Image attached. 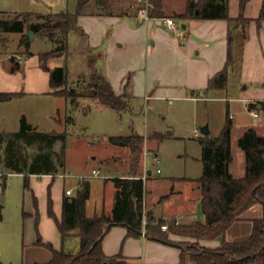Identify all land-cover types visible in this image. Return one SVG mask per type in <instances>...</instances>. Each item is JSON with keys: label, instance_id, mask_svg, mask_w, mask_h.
<instances>
[{"label": "crops", "instance_id": "0c3cea01", "mask_svg": "<svg viewBox=\"0 0 264 264\" xmlns=\"http://www.w3.org/2000/svg\"><path fill=\"white\" fill-rule=\"evenodd\" d=\"M161 1L165 13L162 18L172 17L168 11L177 10V12H181V9H185L186 5L185 0V5L178 9L167 7L165 0ZM112 3L113 8L118 12L113 0ZM263 4L264 0H250L242 10L240 0H229L230 16L234 19L240 16L249 19L246 24L236 25L232 23L231 25L226 19L181 21L173 17L181 26L180 29L175 30L167 28L165 22L160 19L154 18L148 22L140 20L137 16V1L133 0V8L128 6L124 12L119 11L123 12L120 15L118 13L98 15L91 12L81 15L79 24L84 34L81 33L79 39L86 40V47L98 54L100 62L102 59V68L99 70L107 76L117 94L124 92L129 78L127 90L130 89L131 94H134L132 91L134 86L131 85L130 77L131 72L134 71L135 73L144 72H140L139 74L142 73V75L139 77L143 78L144 75L146 78V81L136 83L135 87L145 83L147 90H149L159 84L161 88L159 93L155 95L158 97L200 100L207 98L202 97L204 92L220 89L226 91L224 97L214 98L226 99L227 101L228 111L222 128L229 114L233 121L231 147L234 157V146L238 145L239 138L248 128L253 127L258 133L264 135V20H260ZM15 13L18 14V12ZM229 31L232 32L233 38V62L228 66ZM19 35L16 48L12 51L5 49L8 39L6 36L0 35V92L17 93L12 99L0 102L1 150L6 149L12 140L15 142V146L24 144L22 140H18L13 135L20 129L21 116L27 114L24 110H17L18 103L26 100L38 106L44 100L62 97L56 94L51 87L50 71L41 67L40 51L33 49L37 35L35 39L29 40L28 48L20 43L22 34L19 33ZM128 59H134L135 64L126 68L119 66L120 63ZM14 64H18V67L13 71L12 66ZM48 66L54 68L59 65H51L49 60ZM96 66H98V62H96ZM229 73L236 75L232 81V87L234 86L236 90L235 95H230L228 92L230 86ZM221 74L223 76H220ZM222 77H225L222 87L209 88L211 80H219ZM181 88L184 91H181ZM188 92H192L193 95H189ZM151 97H154L152 93H146L148 100ZM238 102L243 105L246 115L241 111L232 112L233 106L236 107L235 103ZM251 108L259 111V117L253 118L250 115L249 110ZM238 116L239 119H236ZM242 116H248L252 120ZM205 126H209V123ZM236 127L240 128V132L234 137L233 131ZM210 135L212 136L211 129ZM158 136L161 138H156L154 135L148 136L146 144H152L154 139L162 140L167 135L160 133ZM153 148L159 152V145H153ZM146 153L144 160L148 155L147 151ZM243 155L240 159L239 173L233 171L234 158L230 165L231 173L236 178L243 177L246 172L244 152ZM95 169L100 170L93 168V170ZM128 170L120 174L109 173L107 175L110 176L109 178L127 177ZM12 173L24 174L14 171ZM159 173L140 174V177L145 181V212L152 214L155 218L174 219L180 225H189L195 222L204 223L205 216L201 211V192L198 183L201 175L195 177L191 175L171 176L163 180L158 176ZM0 174L4 175L5 173L0 171ZM38 175L41 174H31V176ZM43 175L55 176V174ZM179 180L184 182L185 189L175 185V182ZM165 182L169 184V191L162 195L154 194L152 196L149 183H152L151 187H153ZM77 187L78 184L61 191L54 210L58 220L62 218L63 199L68 195L66 190L71 189L72 194L69 196L74 195ZM112 210L110 207L109 211H106L105 205H101V207H95L91 212L87 201L88 216L102 213L111 214ZM29 213L27 216L33 215L31 212ZM262 213L263 206L261 204L253 206L247 212L246 219L234 222L227 229L225 240L228 242L247 240L253 229L252 219L260 217ZM34 214L36 222L37 212ZM144 224H146V218ZM38 229L43 242L51 243L55 249L63 247L68 252L76 253L79 251V237L74 233L63 241L56 220L49 213L48 218H45L43 223L39 221ZM181 240L187 239L176 234H170L168 241L176 243ZM36 241L37 229L29 233L23 241L20 264L45 263L52 258V252L46 246L38 245ZM201 243L208 247H217L221 244V240H204ZM102 247L107 256L122 254L137 264H179L181 260L179 245L149 238L143 234L139 236L130 235L128 234V227L123 224H116L111 227L103 238Z\"/></svg>", "mask_w": 264, "mask_h": 264}, {"label": "rangeland", "instance_id": "374dc122", "mask_svg": "<svg viewBox=\"0 0 264 264\" xmlns=\"http://www.w3.org/2000/svg\"><path fill=\"white\" fill-rule=\"evenodd\" d=\"M78 0H0V16L15 17L16 13L32 12L34 15L28 18L29 22H42L51 12L76 10ZM117 11H124L128 6L132 7L133 0H113ZM167 7L181 8L185 0H165ZM184 9H181L183 12ZM88 13L96 12L94 0ZM181 12L170 10L168 13L175 17ZM81 30L73 31L69 35V48L63 56H55L50 59L51 65L66 66L68 70L69 88H75L77 96L71 100L65 97L47 99L38 106L31 101L18 103L17 110H24L28 123L33 124L41 132H66V140L58 139L51 147L34 143L17 144L13 149H0V205L2 206V219L0 220V264H20L21 250L25 237L36 228L35 212H39L38 221L48 218L49 200L53 201V209L59 200L61 191L67 187H75L81 178L91 182V196L88 199L89 211L95 207L105 205L106 211L115 205L116 185L113 178L107 174H120L130 169V149L127 146L117 145L110 138L113 136L131 135L137 133L144 136L143 152L140 160L139 174L150 175L156 173L160 179L166 180L171 176L184 175L200 176L202 173L200 138L203 137L201 128L209 123L212 136H216L222 128L228 105L226 99L220 100L214 97H224L223 89L208 91L202 94L207 97L200 100L175 97L174 99L155 96L161 86L157 84L147 90L145 83L135 87L136 83L146 81L145 76L140 78L142 71L131 72V85L134 86L129 94L128 108L118 111L111 106L100 104L93 98V89L89 87L91 69L102 68V59L98 60V54L86 47V40L79 39ZM1 36L8 39L5 49L12 51L18 41L19 33L1 32ZM36 36V35H35ZM34 36V39H35ZM64 37L58 32L54 40L44 35H37L33 43V49L40 52H48L62 45ZM105 47V46H104ZM98 62V66H96ZM135 64V60L128 59L120 63V67L126 68ZM142 72L141 74H139ZM235 74H228L230 86L228 92L235 95L232 81ZM128 78V77H127ZM64 90H67V86ZM148 91V92H146ZM181 91L184 89L181 88ZM146 93L154 95L149 100ZM180 93V92H177ZM193 95L192 92H188ZM177 95V94H176ZM185 95V94H182ZM233 106L232 112L241 111L246 115L243 105L238 102ZM37 107V108H36ZM250 118L248 116H242ZM241 117V118H242ZM239 119V116L238 118ZM251 119V118H250ZM252 120V119H251ZM21 123V122H20ZM19 129V128H18ZM198 132V135H196ZM240 132L236 127L233 131L235 137ZM149 133V134H148ZM167 135L162 140H153L146 144L148 136ZM153 145H159V152ZM239 145L234 146L233 171L239 173L240 159L243 151ZM148 155L145 157V152ZM48 153L53 165L59 168V174L47 177L43 174L29 176L30 187L25 188V174L17 172L9 167V163L18 165V169L30 170L40 162L39 156ZM51 153H54L53 156ZM152 154L159 155V161L153 160ZM59 158L65 159V166H61ZM60 160V161H61ZM18 161V162H16ZM22 162V164H21ZM42 163V161H41ZM93 168H99L101 176H92ZM11 169V170H10ZM17 169V168H14ZM151 172V173H150ZM129 174V170H128ZM152 196L162 195L169 191L167 182L151 187ZM177 187L185 189L183 181H176ZM38 209V210H37ZM105 211V212H106ZM31 212L33 215L27 216ZM30 214V213H29Z\"/></svg>", "mask_w": 264, "mask_h": 264}, {"label": "trees", "instance_id": "16d2710c", "mask_svg": "<svg viewBox=\"0 0 264 264\" xmlns=\"http://www.w3.org/2000/svg\"><path fill=\"white\" fill-rule=\"evenodd\" d=\"M250 0H240L243 10ZM154 8L151 15L156 18L165 16L161 0H153ZM92 0H78L74 12L61 11L51 12L45 16L42 22H29L28 18L33 15L31 12H22L15 17L0 16V33L17 32L21 33L20 43L27 48L30 45L26 31L35 35H44L54 40L56 33L64 37L61 46L48 52H40L41 67L50 71V84L56 94L73 100L78 94L75 88H69L68 70L66 66H55L50 68L48 62L55 56H63L69 48V35L73 31H79V17L87 13ZM94 7L98 9L92 14L113 15L123 12H116L112 0H94ZM127 11V10H126ZM174 18L187 21L189 19H226L239 25L246 24L249 19L240 16L234 19L229 13V0H186L185 9ZM260 20H264V4L260 14ZM82 34L83 31H82ZM232 32L229 31V51L227 65L233 62ZM91 69L89 87L93 89L92 97L98 99L100 104L111 106L123 111L128 108L129 94L127 88L130 82L128 79L125 90L117 94L107 76L98 68ZM18 64L12 66L16 70ZM225 77L219 80H211L209 88L222 87ZM67 86V90H64ZM17 93L0 92V102L8 101ZM264 105V104H263ZM252 106V105H251ZM233 121L228 114L226 122L217 136L203 135L200 138L202 173L198 179L201 192V211L205 216V222H195L189 225H180L174 219L163 217L155 218L152 214L145 212V181L140 177V160L143 152L144 136L137 133L131 135L113 136L110 140L130 149V169L127 177H115L116 185L115 205L111 214L87 215V201L91 195V182L81 178L74 195H66L62 204V218L58 220L54 209L53 201L49 200L48 213L56 220L61 232L63 241L72 234H76L80 240V248L76 253L68 252L63 247L55 249L49 242H43L38 229L39 212L36 214V228L38 245L46 246L52 252V258L45 263L35 264H137L122 254L107 256L103 251L102 241L111 227L116 224H123L128 227V234L145 235L149 238L169 240L170 234H176L187 240L177 241L181 248V260L179 264H264V135L250 127L238 140V145L245 154L246 172L241 178H236L230 170L233 161L231 147ZM18 140L24 143L43 144L44 147H51L58 139L66 140V132H41L35 126L28 123L27 119H21L18 132L13 134ZM156 138H161L157 134ZM15 147L12 140L8 143L7 149ZM52 156L54 153H51ZM39 156V164L25 172L18 169V165L9 163V167L17 172L25 174V188L30 187L29 176L31 174H58L59 168L53 165L48 153ZM59 158L61 166H65V159ZM42 161V163H41ZM18 162V161H16ZM22 164V162H21ZM17 168V169H14ZM263 206V213L260 217L252 219L253 229L247 240L239 242H228L225 240L227 229L236 221L246 219L247 212L255 205ZM38 210V209H37ZM2 206L0 205V220L2 219ZM146 218V224L144 220ZM167 224L168 229L163 230L162 225ZM221 240L217 247H208L201 243L204 240Z\"/></svg>", "mask_w": 264, "mask_h": 264}, {"label": "built area", "instance_id": "2783aa9c", "mask_svg": "<svg viewBox=\"0 0 264 264\" xmlns=\"http://www.w3.org/2000/svg\"><path fill=\"white\" fill-rule=\"evenodd\" d=\"M136 1L138 4L137 16L140 18V20L148 22L151 19L156 18V17H153L151 15V10L154 8L153 0H136ZM156 19L157 20L158 19L163 20L166 24V27L170 28V29L178 30L181 27L173 17L156 18ZM249 112L253 118L259 117V111L257 109L251 108L249 110ZM196 135H198V132H196ZM152 155H153V160L155 162H158L159 161V155L158 154H152ZM157 172L159 173V172H161V170L158 169ZM92 176H94V177L101 176L100 170H97V169L93 170ZM66 194H68V195L72 194V190L71 189L66 190ZM162 229L167 230L168 229L167 224L162 225ZM143 235H145V230H143Z\"/></svg>", "mask_w": 264, "mask_h": 264}, {"label": "water", "instance_id": "95a60500", "mask_svg": "<svg viewBox=\"0 0 264 264\" xmlns=\"http://www.w3.org/2000/svg\"><path fill=\"white\" fill-rule=\"evenodd\" d=\"M28 37H29V40H33L35 34L31 31H29L27 33ZM220 76H223V74H221ZM216 79H218V77H216ZM201 132L203 133V135H208L210 134V129H209V126H204L201 128ZM160 241H163V242H166V243H169V244H177V243H174V242H171V241H168V240H163V239H159V238H156ZM178 245V244H177ZM104 264H107V262H105Z\"/></svg>", "mask_w": 264, "mask_h": 264}]
</instances>
